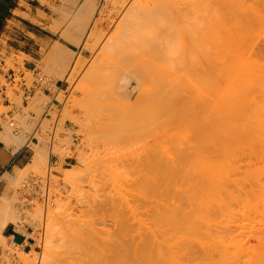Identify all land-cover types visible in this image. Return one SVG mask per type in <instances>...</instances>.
<instances>
[{
    "label": "bare ground",
    "instance_id": "bare-ground-1",
    "mask_svg": "<svg viewBox=\"0 0 264 264\" xmlns=\"http://www.w3.org/2000/svg\"><path fill=\"white\" fill-rule=\"evenodd\" d=\"M89 1L90 2H81L82 4L80 3V6L75 7L77 8L76 10H72L73 12L70 14L71 20H69L70 23L67 25L72 27L74 26L75 29L69 27L73 30L70 31L71 29L69 30V28H65L67 31H70V34L67 35L62 32V36L64 33V37L67 35L66 37L70 38V40L74 39V44H79V42H83L84 44L87 43L86 40L88 39L89 41L90 39H95L92 45L88 42L90 44L88 47L91 46L90 50H88L90 51V53H88L90 54L89 57H91V53L94 48L98 46L96 45L98 41L102 42L100 45L101 49L98 46L101 52L99 51L98 53L99 49H95L96 52H93L95 55L96 53H98V55L100 54L102 59L98 58L100 55L95 59L91 58L90 62L92 63L89 62L90 71L93 73L97 71L94 76H98V70L101 69L99 70L101 72L105 69L106 71L107 66L109 64L111 65L109 61L113 59L112 65H109L110 67L108 66L109 69H107V77H103L101 75L99 76L103 77L100 78L103 80L105 79L104 81H110L111 84L113 83L112 85L117 84V82H119V84L122 83V85L125 86L126 91L128 90L129 95H131L130 98L128 95V98L132 101L130 100V102L127 98H125L127 96L126 91V93L123 91L124 95H126L124 96V99H126L129 104H133V107L136 106L134 108L135 111L136 108H138V105H140V100L145 98H142V96H146L147 94L145 92L146 87L143 86H146V83L148 82V100L145 98L146 101H148V110L145 109L146 106L143 107L145 111H147L145 113H148V116H145L148 120H141L146 127L148 125V141L145 146L147 147V150L145 149L146 152L144 151L145 144L142 145L143 147L140 146L143 148H141V151L145 152H141L144 153L142 154L144 157L141 158L142 163H140L142 165L141 167H143L142 175H144L142 176V183L144 182L145 190L144 192L141 190L142 192H139V196L141 193H144L141 195L143 197L140 198L145 199H142V201H145L142 203L146 204H143L145 208L143 207L142 209V213L145 211V215H142V219H138L135 226L136 228L134 229L135 232L132 231L133 234L131 235L130 233L127 234L128 228L125 227V224L122 221H120L116 226L118 233L117 236L105 239L104 245L98 247L99 255L97 262L102 261L103 264H214V259L212 258V261L210 259V257H212L210 255H213L211 254V249L215 248L213 246L216 245L213 240H215L216 237L217 240H220L219 238L224 239L225 235L228 239L230 238L229 240L231 241V245L229 246H231V248L236 249V245H238V247L240 245L241 248L237 247V249L244 250L243 247L246 244L244 239L246 236L248 237V232H246L245 235V231L249 228L248 226H245V224L246 219L250 217L246 214L248 213V210L245 212V209H247V204L250 206L254 203L253 198L255 193H259L261 190V188H257L256 190L255 188L258 186L259 179L262 174L261 171L264 165V163L262 165L264 158V91H262L264 90L262 89L264 88L262 87V84L264 83V64L261 60V57H264V55L260 56V49L256 48L257 46L255 45V41L254 45L250 42L252 39H255L254 36L257 35L258 31L256 30V34L254 35V30L251 29L253 30L252 36L251 31L248 30L249 32H247L248 35L245 45L242 44L236 46L235 44L230 47L231 45L228 43L229 48L227 47L226 50L228 49L229 58L227 60L225 58L226 67L225 69H221L222 72L226 73L222 76L220 75L222 72L220 73V70L218 69L219 71L216 70L214 72L220 73L219 75L221 77H218L217 75L212 78L211 76L206 75V69L198 67L196 64L198 51L199 53H202L201 57L204 60L208 59L213 53L214 46H211L213 51H211V49L208 50V48H210L208 43L209 39L208 41L206 40V45L208 44V48L206 47L207 49L204 47L205 44L202 45L200 42H197L196 45L199 49L197 51V47L194 43L191 45L180 44L179 42L181 38L179 40L178 37L177 39L179 41L177 39L176 41L170 36V39L175 40L176 43L178 42L174 45L175 43H169V39H167L165 35L162 37L160 32H154L155 34L152 33L151 35H148V31H143L142 33L143 29H140L139 32L142 34H138L139 27H143L142 24L144 19L146 16L148 18V12H146L148 11V0ZM159 1L160 0H157L153 6H156ZM208 1L209 0H204L203 2L207 3ZM210 1L211 2H208V4L210 3V6L214 7V4V6H212L213 1ZM256 1L258 3L260 2V0ZM244 2H246V0ZM244 2H242V4ZM159 3V6L163 7V5H161V1ZM250 3L252 7L256 4H253L252 2ZM258 3L256 5H258ZM158 4L156 7H159ZM195 4L196 3H194V5ZM208 4L207 6L210 8ZM204 6L205 13L208 10V7L206 8V4H203V8ZM227 6L228 5H226V7ZM248 7L252 10V7H250L249 4ZM257 7L258 6H256V8ZM150 8L151 6H149V9ZM153 9L155 8L153 7ZM246 9V12L248 13L249 9L247 6ZM246 9L244 8V10ZM210 10L212 11L214 9L212 8ZM210 10L209 14H211ZM216 10L218 9L216 8ZM113 15H118V20L113 21ZM208 15L205 14L207 18L209 17ZM104 19L107 23L106 27L115 24L109 35L106 34V27H101V21ZM206 23L209 24L210 22ZM208 27L210 28V25ZM147 28L145 29L147 30ZM208 31L210 30H207V33L209 34ZM96 33H98V36ZM157 33L161 37L157 36ZM190 36L191 35L188 37ZM194 38L197 39L198 37L194 36ZM203 39L205 38L203 37ZM191 40L196 42V40L192 39V37ZM166 41L168 42L166 43ZM247 41L250 43L248 44ZM203 42H205V40ZM73 52L63 43L54 42L51 44V48L46 52L44 59L42 60V62H44L42 66L47 68V71L49 69L56 73L55 76L67 81L66 77L68 79L71 75H65L63 72L68 66ZM203 52L206 53L203 55ZM95 55L93 54L92 57H96ZM49 56H52L51 62L48 60ZM110 57L113 58L110 59ZM83 58L86 57H82V61L86 60ZM92 59L96 62L97 59L98 61L101 59V63H105L103 64L104 67L101 65L100 61L96 64L99 65L100 63V66H102L103 69L99 67L98 70L93 71L94 69H92V65H94L95 62L92 61ZM107 60L108 63L105 62ZM74 65L75 64H73L71 68H74ZM98 65L97 67L95 65L94 68L97 69ZM111 70H114L115 80H118L115 83L109 79L110 77L108 78V76L112 75V73H110ZM102 72L101 74H103ZM90 73L91 72H89V74ZM109 73L110 75H108ZM72 76H74V74ZM105 83V87H108V85L110 87V84L107 85V82ZM119 86H121V84ZM116 87L117 86L114 85L115 91L118 90V88L120 89V87ZM87 89L88 88L86 87L81 88L85 95H87L89 90ZM110 89L112 90L109 91L113 92L114 89ZM105 90L108 91L107 88H105ZM111 94L112 96L114 95V93ZM115 95L114 97L116 99L119 94ZM122 97L121 102L123 101ZM41 98L42 97H40V99ZM118 99H120V97H118ZM118 99L115 101L117 103H121ZM37 100H39V98H33V101H35L34 103H36ZM141 102L145 104L143 101ZM133 107H130V109H133ZM141 110L139 109L138 112ZM127 111L129 110L127 109ZM136 112L134 114L137 117ZM145 113L143 115H145ZM131 115L132 114H130V116ZM140 116L142 115L140 114ZM140 116L138 114V118ZM24 119L25 118L22 119V123L24 124L22 129L25 128L24 130L28 131L30 123H25L27 118L25 120ZM3 122L2 124H4ZM144 124L143 126H140L146 128ZM6 126L7 125L3 126L5 131L3 130L4 132L1 134L2 141L5 144L7 143L10 145L12 150L21 147L27 139V134L25 135L26 131L23 130L20 131V133L13 135L14 133L10 134L8 131L9 127ZM41 127L42 126H40V128ZM136 128L139 129L140 127ZM136 130L137 129H135V131ZM143 133L145 135V131ZM34 136L37 137L35 142H30L28 140L30 142L29 144L33 145L32 153L28 162H26L22 167H13L10 171H7L0 177V238L6 237V235L3 234V229L7 227L9 223L19 224L20 222H23L27 216H30L33 220L31 221L36 224V211L33 210L34 208L29 209L25 206L26 201L23 199L24 196L21 198L20 191L16 190V185H21L22 187L29 185L26 180H24V183L18 184V181L20 180L19 178L22 177L23 172L25 171V167L28 165L30 168H36L43 161L45 154L44 151L46 150L44 148V138L39 134ZM135 136L138 137L137 135ZM260 160L262 161L260 162ZM258 174H260L259 178L257 177ZM255 177L258 180L255 179ZM263 178L264 177L262 176V179ZM261 183H263V181ZM261 183H259V185ZM45 193H47V191ZM255 197L257 198L255 199L257 201L262 196H260L259 193L258 195H255ZM261 202H264V197ZM255 205L256 204H254V206ZM195 208L196 210L194 211L197 212L195 215L199 214L202 216L200 217L197 215L200 217L199 219L202 220V223L204 219L203 216H207L205 217L206 220L204 222L206 225L203 223L205 227L201 226L199 228V225H195V227L190 225L191 221L187 219V216L190 215L191 217V212L193 211L192 209ZM197 208H200L201 210ZM232 208L234 210H232ZM251 208H249V210ZM225 209H229L228 211L226 210L227 215L229 214L231 218L234 216L233 221L237 222L235 223V225L237 224V227L234 223H230V216L228 218L226 214H224V216L228 218V220L225 218L227 220L226 224V220H224V217L221 215V218L224 220L223 223V220L220 218V214L223 212L226 213L223 211ZM239 210H241V212ZM194 211L193 213H195ZM256 211L257 212L254 211V213L252 211L254 216L259 210ZM86 213L87 212L84 214ZM262 213L260 212V214ZM252 214L250 213V215ZM210 215L217 216L213 217ZM185 217H187V220ZM195 221H198V219ZM249 222L251 221H248L247 223L250 224ZM220 223H223V226L227 225L228 227H219L218 224ZM185 224H188V226ZM194 224H196V222ZM198 224H200V222H198ZM229 224H231V226ZM88 227L89 224L86 220L83 221V223L81 221L79 222V219L72 223L68 222L67 226L62 228L59 242L54 246L55 249H52L54 251L53 253H57L59 248L67 249L70 247L69 245H72L79 233L82 232L83 235L87 234ZM185 227L189 228L185 229ZM245 227L248 228L246 229ZM253 227L256 226L253 225ZM253 227V232H251V234L254 233ZM226 228H229L228 232H225ZM231 228H233L232 232H230ZM237 228L239 230H237ZM236 234L238 235L236 236L237 239L234 237ZM241 236L243 238L239 239V244L233 245L232 242L238 243V238ZM234 239L236 240L234 241ZM225 247L227 248V246ZM199 249L202 252H199ZM216 252L217 251L215 250V256ZM225 252L226 249L223 253ZM206 255L210 256L209 260ZM256 256L258 255L256 254ZM218 257L220 256L218 255ZM250 258L252 259L253 257ZM238 259L236 256L232 261V264H244V260H241V263L240 258ZM218 260L216 261V264H231V260H229L227 256V252L222 254L220 260ZM258 260H256L255 257L254 260L252 259L249 261V264H258ZM21 263L34 264L33 260L28 258L22 260Z\"/></svg>",
    "mask_w": 264,
    "mask_h": 264
},
{
    "label": "rangeland",
    "instance_id": "rangeland-1",
    "mask_svg": "<svg viewBox=\"0 0 264 264\" xmlns=\"http://www.w3.org/2000/svg\"><path fill=\"white\" fill-rule=\"evenodd\" d=\"M86 1L90 2L89 0ZM86 1L85 0H39L41 4H45L48 7L47 13H44L43 11L40 10L37 14L38 19H36V17H29L34 22H37L39 25L44 26L45 28L54 32V34H52L53 37H55L59 41L55 40L52 43L54 42L63 43L64 45L69 47L72 50V52L74 51L71 54L72 57L68 63V66L63 72L65 75L68 76L71 75V77H68V79L66 77L67 81L55 76L56 73L52 72L51 70L48 69L47 71L46 70L47 68H44L42 65L36 66L34 70L27 69L24 66V58L26 56L23 53L10 54L3 58L5 63V65L3 66L4 73L8 69H13L15 71L20 70L24 72L25 76L28 78V81H30L33 78V74H40L50 78V83L47 86V90L49 91L48 94H46L44 92V89L40 87L34 89L30 95H27L25 97H22V91L19 89V86L15 82L5 83L7 98L16 107V112L13 113L11 117L2 116L3 112H5L9 108V106H4L2 104V99H0V130H1L0 140H2L1 134H3V132L5 131L4 130L5 128L3 126L7 125L6 127H9L8 129L9 133L10 134L14 133L13 135H16V133L18 134L20 133V131H23L25 129V128L22 129L24 127V124L22 123V119L27 118L26 120L25 119L24 120L25 123L26 122L30 123V128L28 131L24 130L26 131L25 135L27 134L26 135L27 139L26 142L22 145L25 152L28 153V158L26 162H28V159L33 149V145L32 144L30 145L29 143L35 142V139H37V137L34 135H38V134L42 135V137L44 138L43 140L45 145L44 148L46 149V150L44 149L45 154L42 163H40V165H38V167L36 168H30L27 165L25 167V171L23 172L22 177L19 178L20 182L18 181V184L24 183V180H26L28 181L29 185H27L26 187L24 186L22 187L21 185L18 186L16 185V190L20 191L21 194L20 197L22 198L24 196L23 199L24 201H26L25 206H27V208L29 209L34 208L33 210L36 211V217H37L36 224L35 222H32L33 220L30 218V216H27L26 217L27 219L25 218V220H23V222H20L19 224L9 223L7 225V227L8 226L9 227L6 230L8 231L10 227H13L16 233L23 234L24 236H30L31 243L28 246L23 247L22 244L15 242V240L10 236L0 238V264H22L21 263L22 260L27 258L32 259L34 264H103L102 261L97 262L98 261L97 258L99 255L98 247L104 245L105 239L117 236L118 234L116 229L117 224L120 221H122L125 224V227L128 228L127 234L130 233L131 235L133 234L132 231L135 232L134 229L136 228L135 226L138 222V219L140 218L142 219L143 218L142 215L143 214L145 215V211H143L142 213V209L144 207L143 206L144 203L142 202H145L144 201L145 199L140 198L143 197L141 195L144 193H141V195L139 196L140 194L139 192H142L141 190H143L144 192L145 190L144 182L142 183V179H143L142 176L144 175V174L142 175L143 167H141L142 165L140 163H142L141 158L144 157L142 154H144L147 150V147L145 146L148 141V136H147L148 125L146 127V125L141 120L142 119L148 120V118L145 117L148 116V113H145L147 112L145 111V109L148 110V104H147L148 101H146L148 97L147 96L148 82L146 83V86H143L146 87L145 92L147 94L146 96L143 95L142 98L145 97L146 99L144 98L140 100L139 102L140 105H138V108H136L137 111L136 112L134 109L136 106L133 107L134 105L131 103L130 106V104L127 102V100L128 101L131 100L129 99L131 95H129L128 90L126 91V88L124 85H122V83H120L121 86H119L120 84L119 82H117L118 80H115L114 70L113 71L111 70L110 73H112V75H110L109 73L108 75L110 76H108V78L110 77L109 79L111 81H114V83L117 82V84L114 85L117 86L116 88L120 87V89L118 88V90L121 91L123 88L125 90L123 89L121 92L118 90L115 91L114 85H112L113 83L111 84L110 81H104L105 79L104 80L101 79L103 77H107V69H109L108 66L110 65L107 64L108 66L106 65L107 66L106 71L105 69L104 71L102 70L103 72L102 71L101 72L103 74H101V72L99 71L101 69H99V67L103 69L104 67L103 64H105L104 62L103 64L101 63L102 56L100 54H99L100 56L98 55L99 51L101 52L100 45L102 42L98 41V43L96 44L99 46L100 49L98 48V46H96L93 50V52H96L95 49L96 50L99 49L98 53H96L95 55V53L92 52L91 57H89L90 54L88 53H90V51L88 50H90L91 46L90 47L88 46L90 44L92 45L95 39L94 40L90 39V41L88 39L86 40L87 43L84 44L83 42H81L82 44L80 42L79 44H74L73 43L74 39L70 40V38L66 37L68 34H70L69 33L70 31H73L71 28L75 29L74 26L72 27L67 25L68 23H70L69 20H71L70 14L77 9L75 7L80 6L82 3ZM156 1L148 0L147 2L148 11H146L148 12V18L146 16V18L144 19V22L142 24L143 27L141 26L139 27L138 34L141 33L139 32L140 29L141 30L143 29L142 33L143 31L145 32L148 31V35H151L154 32H160L162 37L163 35H165L166 38L169 39L168 40L169 43L171 42L175 43L174 45H176L178 43V42L176 43V41L178 39L180 40L181 38L179 42L180 44L191 45L192 43H194L195 46L197 47V51L199 50L198 46L196 45L197 42H200V44L202 45L205 44L204 47L206 48L208 46V44L206 45V43L209 39L208 43L210 45L209 46L210 48L208 47L207 48L208 50L211 49V51H213L212 49L214 48L213 53L212 54L210 53L211 56L208 59L204 60L201 57L202 53H199L198 51L197 60H196V64L198 65V67L207 70L206 75H209L213 78V76H217V75L218 77H221L220 75L223 76V74L226 73L221 71V69H225L226 67L225 58L226 60L229 58L227 51L228 49L226 50V48L227 47L229 48V45H231L230 47H232L235 44L236 46L242 44L245 45L248 35L247 32L249 31H251L252 36H253L252 33L253 30H254L253 31L254 35L256 34V30L258 31L257 35L254 36L255 39L253 40L251 38L252 41L250 42H252L254 45V41H255V45L257 46L256 48L260 49L259 51L262 54L261 55L259 53L260 56L264 55V0H260L259 3L256 0H246V2H244L245 0H236V2L235 0H212L213 1L212 6L215 5L214 7H211L210 3L208 4V2H211L210 0L207 3L206 2L204 3L203 2L204 0L203 1L202 0H160L161 5H163V7L159 6L160 1L158 2L159 4L157 3L159 7H156L157 4L156 6H153L155 5ZM249 1L252 2L253 4L258 3V5L255 4L254 5L255 7L254 6L252 7ZM242 2H244L246 5L244 3L242 4ZM194 3L196 4L194 5ZM202 3L204 5L206 4V8L208 7L207 4L210 6V8L209 7L207 8L208 10L206 9L208 11V12L206 11L207 13L206 12L204 13L205 6L203 8ZM248 4L250 5V7H252L253 11L256 8V6H258L256 8L257 11L255 10L256 12L254 11L253 13V11L250 10L251 8L249 9ZM226 5L228 6L226 7ZM149 6H151L152 10L151 8L149 9ZM246 6L249 9L248 13L246 12L247 11ZM153 7L155 9H153ZM212 8L214 9L212 10L213 12L210 10ZM216 8L218 10H216ZM244 8L246 10H244ZM209 10L211 14H209ZM205 14L206 15L209 14L208 15L209 17L207 18ZM112 18H114L113 21H115L118 20L119 16L113 15ZM45 20L46 22H44ZM104 20H102L103 22L101 21L102 28L103 26L106 27L107 24L106 20L105 21ZM208 20H212V21H208ZM205 21L210 23L207 24ZM114 25L109 26L110 28L106 27L107 35H109L112 32L111 30H113ZM207 25L208 26L210 25V28ZM65 28H69V30L70 29L71 30L67 31V29ZM145 28H147V30ZM151 28L153 29V31ZM207 30H210L208 31L209 34L207 33ZM62 32H64L67 35H65L64 37V33H63L62 36L61 34ZM42 33L44 32L42 31ZM240 34L242 35V37ZM96 35L98 36V33H96ZM189 35L191 36L188 37ZM157 36L160 35L158 34ZM170 36L172 37V39L176 40L177 37L178 39L176 41L172 40L170 39L171 38ZM194 36L198 38L196 39L194 38ZM202 36L205 39H203ZM191 37L192 39H195L196 42L194 40H191ZM204 40L205 42H203ZM168 41H166V43ZM250 42L247 41L248 44ZM211 46L214 47L211 48ZM50 48L51 45L45 50L44 56ZM40 50L43 53L44 48L41 47ZM204 53L206 52H203V55ZM93 54L96 57H92ZM82 57H86L83 59H86L87 61L86 60L82 61ZM97 57L101 58L99 59V61L101 65H103V67L100 66V63L99 65L96 64L99 62L98 59L97 62L93 60ZM51 58L52 56H49L48 58L50 62H51ZM91 58H93L92 61L95 62L94 65L91 64L93 66L92 69H94L93 71L99 69L98 76L97 75L94 76L97 71H95L94 73L90 71L89 62ZM112 58L110 57V59ZM261 58L264 64V57ZM75 60L79 62H76ZM112 61L113 59L109 61L111 65H112ZM105 62L108 63V60ZM72 63L75 64L74 68L73 67L71 68V66L73 65ZM95 65L96 67L98 65L97 69L94 68ZM218 69L220 70V73L222 72L221 74L218 72H216L217 73L216 74L214 72ZM89 72L91 73L89 74ZM73 74L74 76H72ZM105 82H107V85L110 84V87L108 85L109 88L105 87L106 85ZM0 83H4L3 76H0ZM263 84L262 87H264ZM82 87L84 88L86 87L89 89V90L87 89L88 90L87 95H85V93L82 92L81 90ZM105 88H107L108 91L105 90ZM110 88L114 89L113 92L109 91L112 90ZM123 91L127 92V96L124 95ZM109 92L114 93V95L116 93L119 95L115 99L114 95L112 96V94ZM124 96H126L125 98H127V100L124 99ZM40 97L42 98L40 99ZM118 97H120V99H118ZM121 97L123 99L122 102H121ZM33 98H39L40 102L39 100H37V102L34 103L35 101H33ZM23 99H25L26 101L25 105H23ZM117 99L118 101L120 100L121 103L119 102L117 103L116 102ZM124 100L126 104L124 103ZM141 101H143L145 104H143ZM144 106H146L145 109L143 108ZM130 107L131 108L133 107V109H130ZM127 109L129 111H127ZM139 109L140 110L142 109L143 111L141 110L142 112L141 111L138 112ZM135 112L137 113L136 114L137 117L134 114ZM144 113L145 115H143ZM130 114H132L133 116L132 115L130 116ZM138 114L139 116L141 114L143 117L140 116L139 119ZM9 119L15 120L14 126L10 127L8 125ZM135 120L138 122H136ZM2 122L4 124H2ZM42 124L45 126H43ZM143 124L145 125L146 128L142 127ZM40 126L42 127L40 128ZM136 127H140V128L138 129ZM14 129H18V130L14 132ZM135 129L137 130L135 131ZM144 131H145V135L143 133ZM135 135H137L138 137H136ZM142 145H144L145 152L141 151V148L143 147ZM5 146L9 147L10 145L6 143ZM261 161L262 160H260V162ZM25 163L22 166H24ZM263 163H264V158L262 165ZM263 170H264V165L261 171L262 174L260 172L261 180L259 179V183L263 181V183L260 184L262 186H260L259 183L255 180L258 183V186L255 188V190L257 188L258 189L261 188V190L258 191L260 193V196L262 197H260V199L257 200L260 201L257 202L255 199H257L256 197L258 196L255 197V195H258L259 193H255L254 198L252 197L254 203L251 204L252 206L256 204L254 206L255 209L254 207L251 208L252 206L251 205L249 206L248 204L246 207L247 209H245V212L248 210V213L246 214L250 216L247 219L249 218L250 219L249 220L246 219L247 225L245 224V226L249 227V228L245 227L246 229L248 228V230L245 231L244 229L245 235L246 232H248L247 234L248 237L246 236L244 239L246 243V244L244 243L245 244L243 247L244 250L241 249L238 250L237 249L238 245H236L237 250L235 248L234 249L231 248V246H229L231 245L230 243L231 241L229 240L230 238L228 239L226 235H225L226 238L225 237L224 239L219 238L220 240H217L216 237L215 240H213V242L214 244L216 243L217 246L214 245L213 247L215 248L212 247L214 250L211 249V254L213 255L210 256L212 257L206 255L208 257V258L206 257L208 260L209 257L211 261L214 259L213 260L214 264H216V261L218 259L220 260L222 254H225L226 252L228 259L231 260V264L236 256L237 259L240 258V261L244 260L243 261L244 264H249V261H251L252 259L254 260L255 257L256 260H258V256H259V260L261 264H264V236H263L264 235V227H263L264 202H261L263 201V197H264V178L262 179V176L264 177ZM260 174L257 175L258 178L260 177ZM255 179L257 178L255 177ZM46 191L47 193H45ZM45 195L47 196V198ZM142 199L144 200L142 201ZM261 206L263 213L261 210ZM249 208L251 209L249 210ZM192 210L194 211L196 210V208ZM226 210L227 209L223 211L226 212ZM232 210L234 209L232 208ZM251 210L253 211V213L254 211L257 212L256 210L259 211L258 213H255L254 216ZM193 211L191 212L192 214L190 213L191 217L190 215H188L187 216L188 218L185 217V219L187 218L189 221H191L190 225H193L194 227L195 225L197 226L199 225L198 226L199 228L201 226L205 227L204 224L206 225V223L204 222L206 220L205 217L207 216L205 217L203 216L204 218L203 219L204 224H203L202 220L199 219L202 216L197 214L198 216H200L198 217L197 215H195L197 212L194 211L195 213H193ZM239 211L241 212V210ZM85 212L87 213L84 214ZM260 212L262 214H260ZM250 213L252 215H250ZM224 214L227 215V212L226 213L223 212L222 214H220V218L223 216L224 220L226 219L228 220L230 215L228 214L227 215L228 218H226ZM210 216L216 217L217 215H210ZM232 217L234 218V216ZM233 218H231L230 216L229 221H231L230 223H234L235 225V223L237 222L233 221ZM78 219L79 222L81 221L82 223L85 220L86 222H88L89 227L87 234L83 235L82 232L80 231L81 233H79L76 236L77 241L75 239L74 240L75 242L73 241L72 245L71 244L69 245L70 247H68L67 249L59 248L57 250L58 251L57 253L56 252L53 253L54 251L52 249H55L54 246L59 242V237L61 236L62 228L66 227L68 222L72 223L74 221H77ZM196 219H198V221H195ZM221 220L223 219L221 218ZM227 220L225 221V224ZM194 221L196 222V224H194L195 223ZM248 221H251L252 223L249 222L250 224H248L247 223ZM198 222H200L201 225L198 224ZM222 224L220 223L218 224V226L228 227L227 225L223 226ZM256 224L257 225L261 224L260 225L261 227L257 226ZM185 225L188 226V224ZM210 225L213 226L212 224ZM229 225L231 226V224ZM253 225L256 227H253ZM235 226L237 227V224ZM252 227L254 229L253 234H251V232H253ZM187 228L189 227H185V229ZM228 230L229 228L228 229L226 228L225 232L226 231L228 232ZM237 230L239 229L237 228ZM232 231L233 228L230 229V232ZM228 234H232V233H228ZM236 236L238 235L237 234L234 235V237ZM241 238L243 237L241 236L240 238H238L237 241L238 243L232 242V244L233 245L239 244V239ZM246 238L247 239L250 238V239L247 240ZM236 239H234V241ZM220 245L221 246L223 245L222 247L226 249L225 253H223L225 249H223ZM225 246H227V248ZM238 248H241V246L239 245ZM215 250L217 251L216 252L217 257L214 254ZM199 252L202 251L200 250ZM256 254L258 256H256ZM218 255L220 257H218ZM250 257L253 258L251 259ZM259 260H258V264H260Z\"/></svg>",
    "mask_w": 264,
    "mask_h": 264
},
{
    "label": "crops",
    "instance_id": "crops-1",
    "mask_svg": "<svg viewBox=\"0 0 264 264\" xmlns=\"http://www.w3.org/2000/svg\"><path fill=\"white\" fill-rule=\"evenodd\" d=\"M40 10L47 13L48 7L41 4L39 0H0V76L4 74V57L23 53L26 56L24 66L34 70L36 66L44 63L42 60L45 50L53 41L58 40L53 37L54 32L29 18L38 19L37 14ZM41 47L44 48L43 53L40 50ZM44 92L49 93L48 90ZM25 102L23 99V105ZM27 158L28 153L22 146L12 150V147L5 146V143L0 140V177L13 167H21ZM8 227L3 229L6 236L12 237L23 247L31 243L30 236L16 233L13 227L6 231Z\"/></svg>",
    "mask_w": 264,
    "mask_h": 264
},
{
    "label": "built area",
    "instance_id": "built-area-1",
    "mask_svg": "<svg viewBox=\"0 0 264 264\" xmlns=\"http://www.w3.org/2000/svg\"><path fill=\"white\" fill-rule=\"evenodd\" d=\"M4 83H0V99H2V104L4 106H9V108L3 112L2 116L11 117L13 113L16 112L15 105L9 101L6 95V85L5 83H16L19 86V89L22 91V97L30 95L34 89L42 87V89L47 90V86L50 83V78L40 74H33V78L28 81V78L25 76L24 72L20 70L8 69L3 74ZM8 124L14 126L15 120L9 119ZM17 129H14L16 132ZM33 138V137H32ZM34 139V138H33ZM36 140V139H35Z\"/></svg>",
    "mask_w": 264,
    "mask_h": 264
}]
</instances>
